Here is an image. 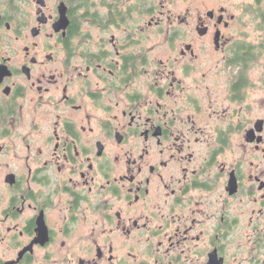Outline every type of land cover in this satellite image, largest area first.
<instances>
[{
  "label": "flooded vegetation",
  "instance_id": "flooded-vegetation-1",
  "mask_svg": "<svg viewBox=\"0 0 264 264\" xmlns=\"http://www.w3.org/2000/svg\"><path fill=\"white\" fill-rule=\"evenodd\" d=\"M264 0H0V264H264Z\"/></svg>",
  "mask_w": 264,
  "mask_h": 264
},
{
  "label": "rangeland",
  "instance_id": "rangeland-1",
  "mask_svg": "<svg viewBox=\"0 0 264 264\" xmlns=\"http://www.w3.org/2000/svg\"><path fill=\"white\" fill-rule=\"evenodd\" d=\"M263 69H262V71H263V77H264V58H263Z\"/></svg>",
  "mask_w": 264,
  "mask_h": 264
}]
</instances>
